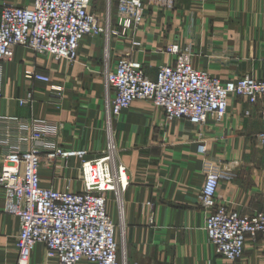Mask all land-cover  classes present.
Listing matches in <instances>:
<instances>
[{
  "label": "crops",
  "instance_id": "1",
  "mask_svg": "<svg viewBox=\"0 0 264 264\" xmlns=\"http://www.w3.org/2000/svg\"><path fill=\"white\" fill-rule=\"evenodd\" d=\"M4 2L28 4L0 0V8ZM90 11L98 16L92 5ZM107 45L102 36L86 37L73 63L17 47L13 59L1 64L0 167L1 156L11 151L61 148L97 156L111 143L129 181L122 194L124 229L117 236L121 261L264 264L262 236L248 240L237 261L216 255L204 229L206 212L198 205L204 185L203 162L209 160L233 174L232 179L220 180L218 203L245 214L258 210L264 191V144L257 139L264 133L260 104L230 97L222 119H209L197 126L185 120H167L149 101H136L112 117L108 129L103 78L104 55L108 61L109 54L111 68L118 59L129 58L141 63L155 81L160 67L175 62V57L165 53L166 47L177 45L194 68L222 82L245 75L261 79L264 0H179L172 11L145 15L137 30L112 37ZM27 70L47 75L49 84L26 79ZM28 93L33 94L32 102L20 106L19 100ZM35 131L44 132V138L30 140ZM201 145L206 154L199 152ZM79 164L72 158L66 164L57 159L42 166L41 186L81 191ZM108 213L118 224L113 200L108 203ZM18 234V220L5 213L0 191V264H18ZM27 264L59 263L38 244Z\"/></svg>",
  "mask_w": 264,
  "mask_h": 264
},
{
  "label": "built area",
  "instance_id": "2",
  "mask_svg": "<svg viewBox=\"0 0 264 264\" xmlns=\"http://www.w3.org/2000/svg\"><path fill=\"white\" fill-rule=\"evenodd\" d=\"M179 0H105L104 20L90 11L92 0H30L27 5L4 2L0 8V66L14 57L17 47L36 56L73 63L86 37L126 36L144 22L148 6L173 10ZM133 46L138 43L133 42ZM165 53L175 62L158 69L155 81L146 75L143 65L129 58L118 59L114 68L108 54L103 72L105 110L108 129L112 117L130 108L136 101H149L161 109L167 120H185L203 125L209 119L219 121L227 113L230 97L243 98L250 105L260 104L264 123V76L255 79L245 75L222 82L207 71L192 66L189 57L177 45H169ZM106 56V55H105ZM264 72V59L262 60ZM24 77L49 84L47 75L27 70ZM60 93V88H52ZM2 95L0 93V99ZM33 94L19 100L20 106L32 102ZM44 132L35 131L30 140L38 142ZM264 144V133L257 136ZM206 154V148L199 146ZM78 159L83 189L55 190L41 186L39 170L55 163ZM204 185L198 205L206 212L205 232L216 255L229 261L239 260L248 240L264 237V191L260 206L252 214L230 210L218 203L221 179H232L231 171L203 162ZM129 181L125 166L111 143L99 155L86 150L55 148L43 151L32 147L1 156L0 191L5 213L18 220L16 240L18 264H27L33 248L41 244L46 255L59 264H125L118 233L122 235L124 204L122 194ZM113 200L119 223L108 213Z\"/></svg>",
  "mask_w": 264,
  "mask_h": 264
},
{
  "label": "rangeland",
  "instance_id": "3",
  "mask_svg": "<svg viewBox=\"0 0 264 264\" xmlns=\"http://www.w3.org/2000/svg\"><path fill=\"white\" fill-rule=\"evenodd\" d=\"M17 1L20 3H23V2L29 3L30 0H17ZM91 5H92V10H95L98 13V16L101 19V21H103L104 20V12H105V0H92ZM149 8H151V9H149ZM164 11L170 12L172 10H165L162 8L148 6L147 10L145 11L144 17H145V15L150 14V13H161ZM104 42H106V41L104 40ZM105 47H106V45H105ZM105 55H104V60L106 59Z\"/></svg>",
  "mask_w": 264,
  "mask_h": 264
}]
</instances>
